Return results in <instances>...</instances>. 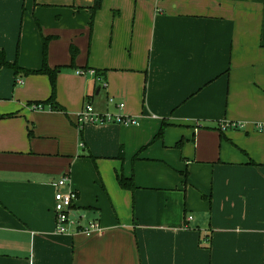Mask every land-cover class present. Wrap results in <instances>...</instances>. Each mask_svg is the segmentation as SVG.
<instances>
[{
	"label": "crops",
	"instance_id": "1",
	"mask_svg": "<svg viewBox=\"0 0 264 264\" xmlns=\"http://www.w3.org/2000/svg\"><path fill=\"white\" fill-rule=\"evenodd\" d=\"M91 4L0 0L5 59L38 70ZM68 42L47 51L59 109L30 107L47 75L0 67V264H264V0H102ZM86 102L137 122L78 127ZM63 175L100 232H55Z\"/></svg>",
	"mask_w": 264,
	"mask_h": 264
},
{
	"label": "built area",
	"instance_id": "2",
	"mask_svg": "<svg viewBox=\"0 0 264 264\" xmlns=\"http://www.w3.org/2000/svg\"><path fill=\"white\" fill-rule=\"evenodd\" d=\"M81 74L89 73L95 74L94 70L80 69ZM17 83H21L18 80ZM105 83V82H104ZM108 102L112 103V98H108ZM118 108L123 107V103L116 104ZM32 109H43L44 106L41 103H31ZM115 122L120 124H135L136 118L115 115L110 112L99 113L93 105L86 102L77 114L76 124L78 127L85 123H104ZM228 125L233 127L242 126V122H230ZM255 127L257 130L264 133V120L256 122ZM82 146V143H79ZM263 163H264V146H263ZM69 182V178L66 175L61 176L54 184L56 191L54 194L53 202V217H54V229L57 233L76 234L80 233L86 237H90L102 230V226L97 220H83V215L77 210L75 206V200L77 198V192L71 187H64ZM192 219V216H187V220Z\"/></svg>",
	"mask_w": 264,
	"mask_h": 264
},
{
	"label": "trees",
	"instance_id": "3",
	"mask_svg": "<svg viewBox=\"0 0 264 264\" xmlns=\"http://www.w3.org/2000/svg\"><path fill=\"white\" fill-rule=\"evenodd\" d=\"M101 1L102 0H93V5L91 7L92 13H94V11H96L100 7ZM46 43H47L46 39L42 38V65H41V67L38 70L23 69L17 64L16 60L13 61V62H8L5 59V54H4V51L2 49H0V67L7 66L9 68H12L14 73H18V72L22 71L25 74L41 73V74L47 75V77L49 79V83H50V88H51L50 89L51 90L50 91V95L45 100L37 101L35 103H41L43 106L48 104L50 108L59 109L60 107L58 106L57 103H55V99H54V96H55V85H56L57 73L60 71V69L63 66H56L54 68H50L47 65V61H46ZM76 52H77V49L76 48H72V50H71L72 56H74L76 54ZM94 72H95V75H97L98 70H95ZM162 134H163V125H161V127L159 128L158 132L155 135V138L156 137L157 138L161 137ZM117 181H118L119 186L124 188V189L133 190L134 187H135L132 177L126 178V177H123V176H118L117 177Z\"/></svg>",
	"mask_w": 264,
	"mask_h": 264
},
{
	"label": "rangeland",
	"instance_id": "4",
	"mask_svg": "<svg viewBox=\"0 0 264 264\" xmlns=\"http://www.w3.org/2000/svg\"><path fill=\"white\" fill-rule=\"evenodd\" d=\"M92 5L93 4H91V6L88 7L89 18H88V22H87V25L85 27V30L82 29V28H78V27H76V28H69V26H68L69 25V20L67 18H65V17H62V19L59 22V25H57L58 26V31H59L60 34L57 33V34L54 35V37L53 36H50V35L45 36V39L47 41V43H46V59H47L48 44H49V42L51 41L52 38H54V39L56 38V40H57L58 43H63V42H66L67 44L69 43L68 44V49L69 50H70L71 45L72 46L73 45L74 46H77L74 42H73L74 44L68 42L70 36L72 38L73 37H76V39L78 41H80V40H83V41L86 40L87 42L89 41V37H90V34L92 32V29H93V22H94L95 13L101 8V5H100V7L96 11H94V13H92V10H91ZM97 31H98V33L99 32L100 33L103 32V30L100 29V28H98ZM73 33H76V36H74ZM15 60L16 59H14L13 61H15ZM13 61H11V62H13ZM2 67H4L6 70H9V69L10 70H13L12 68H9L7 66H2ZM87 70H89V69H87ZM17 74H19V73H17ZM82 75H85V74H82ZM16 77L17 78L15 80V84H16V86H18L19 83L17 84V81L18 80H21V79L24 80V76L17 75ZM22 80H21V82H22ZM90 124H93V123H90Z\"/></svg>",
	"mask_w": 264,
	"mask_h": 264
}]
</instances>
